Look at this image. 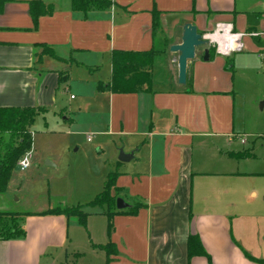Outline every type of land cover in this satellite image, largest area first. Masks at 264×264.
I'll return each mask as SVG.
<instances>
[{"label": "crops", "instance_id": "obj_1", "mask_svg": "<svg viewBox=\"0 0 264 264\" xmlns=\"http://www.w3.org/2000/svg\"><path fill=\"white\" fill-rule=\"evenodd\" d=\"M29 1L0 4V106L64 111L72 67H82L74 76L83 83L75 110L88 117L63 119L109 136L117 195L143 204L134 214L111 215L109 234L104 207L88 212V238L78 253L90 251L95 264H264V131L258 129L264 120L244 98L251 87L249 96L262 100L264 110V0H112L86 14L72 10L69 0H41L52 11L35 20ZM152 12H158L154 31ZM186 21L201 34L229 23L243 34V49L203 60L208 45L199 47L187 62L185 84H178L177 53L168 48L180 42ZM164 39L149 90L96 89L111 79L112 50L144 51ZM41 45L53 54H40ZM162 63L165 80L157 70ZM119 148L133 157L118 161ZM71 219L23 215L24 235L0 240V264H53V253L67 254L70 225H80ZM190 234L207 257H188ZM107 242L115 247L108 263L93 246Z\"/></svg>", "mask_w": 264, "mask_h": 264}, {"label": "rangeland", "instance_id": "obj_2", "mask_svg": "<svg viewBox=\"0 0 264 264\" xmlns=\"http://www.w3.org/2000/svg\"><path fill=\"white\" fill-rule=\"evenodd\" d=\"M164 40L155 43V48H160ZM75 66L72 67L73 74L70 73L73 79L68 80L70 88L66 90L65 98L62 97L64 111H60L58 107L50 109L43 115L38 114L30 124L29 166L23 171L16 167L11 171L6 188L8 195L0 193V212L5 214L48 212L65 205L85 204L102 189L107 173L113 170L109 152L111 144L113 150L116 146L109 136L94 133L98 131L96 128L75 127L73 121L63 119L69 115L83 122L88 117L86 112L79 113L75 110V104L79 101L77 89L83 86L82 81H76L78 79L74 78L75 75L82 73L80 71L82 67ZM157 70L158 75L165 80L167 78L165 63L160 64ZM104 71L105 66L102 65L96 72L102 74ZM245 83L253 85L250 81ZM248 92H251V87L245 91L244 98L250 100L245 106L250 107L249 110H253L254 114L262 115L261 119L264 120V110L261 111L262 107L260 108L262 100L251 98ZM69 95L75 99H69ZM258 129L264 131V123L259 125ZM249 136L251 135L244 138L250 139ZM105 144L106 147L99 150L98 147ZM98 208L100 206H85L82 209L85 212H93ZM90 218L96 220V217H89L88 220ZM9 222L10 218H4L0 227H9ZM19 223L24 226L23 220ZM94 226H97V221H94ZM69 229L71 241L67 254L64 251L58 255L52 252L53 264H95L90 251L78 253V249L84 247L88 238L86 229L82 225H70ZM75 230H78V233H75ZM49 259L50 255L47 254L46 260Z\"/></svg>", "mask_w": 264, "mask_h": 264}, {"label": "trees", "instance_id": "obj_3", "mask_svg": "<svg viewBox=\"0 0 264 264\" xmlns=\"http://www.w3.org/2000/svg\"><path fill=\"white\" fill-rule=\"evenodd\" d=\"M10 0H0V4ZM70 8L72 10L80 11L86 14L91 10H103L109 7L112 0H69ZM52 11L50 4H45L41 0L29 1V13L33 20L40 15L49 14ZM158 12H152V27L153 31L158 27ZM250 16H257V14L247 13ZM165 42V40H164ZM163 42V43H164ZM165 44V43H164ZM40 54H53L51 48L41 45ZM48 48V49H47ZM160 48L151 47L144 51L122 50L114 49L110 54L111 63V79L107 83L99 81L96 85L97 90L107 89L111 92H136L139 90H149L151 83V70L153 58L156 53L160 52ZM208 56L213 55V48L207 47ZM45 111L43 107L36 106H0V193H4L7 188V182L11 171L15 168L16 162L26 151L31 144V131L29 126L34 118ZM117 173L110 171L107 173L106 179L103 183L102 189L88 200L85 204H78L72 206H63L48 212L49 214L62 215L66 219L75 218V221L84 226L88 212L82 208L85 206H100L104 207V214L107 216V233L112 230L110 221L111 215L115 213H130L134 214L136 210L142 206L141 202L130 204V207L125 209H116L115 198L117 195V187L115 185ZM29 213V212H28ZM27 213H2L0 212V226L4 218H10L9 227L1 228L0 240L14 239L22 237L25 233L23 226L19 223L21 217ZM7 215V217H5ZM105 251L106 263L110 260V255L115 252V247L111 242L105 244H93ZM187 255H200L207 257V253L201 246L197 235L190 234L187 239ZM251 260H256L254 257L246 254Z\"/></svg>", "mask_w": 264, "mask_h": 264}, {"label": "water", "instance_id": "obj_4", "mask_svg": "<svg viewBox=\"0 0 264 264\" xmlns=\"http://www.w3.org/2000/svg\"><path fill=\"white\" fill-rule=\"evenodd\" d=\"M208 40L202 37V34L199 33L192 23L189 21L183 22L181 28L180 42L169 45V50L177 53V83L185 84L186 81V67L187 62L195 56V50L199 47L206 46ZM207 48L203 51V60H208ZM260 103V108L262 107ZM133 157V151L123 152L122 148L118 149L117 160L120 162H127ZM1 204V199H0ZM115 207L116 209H125L130 207V204L125 202L123 198L117 196L115 198Z\"/></svg>", "mask_w": 264, "mask_h": 264}, {"label": "built area", "instance_id": "obj_5", "mask_svg": "<svg viewBox=\"0 0 264 264\" xmlns=\"http://www.w3.org/2000/svg\"><path fill=\"white\" fill-rule=\"evenodd\" d=\"M220 25V27H217ZM227 25L229 23L225 22H219L215 24L214 28L211 31H208L206 33L202 34V37L206 40H208V46L212 47L214 50V53L220 54V52H227L229 55L231 52H236V51H241L243 49V44L241 41V36L239 37L238 40H235V44L238 45L235 50H232L231 48V34L233 33H239V32H234L232 31V28L229 30L227 28ZM206 34H212L210 37H206ZM219 49V51H218ZM221 55V54H220ZM241 142H244V138H239ZM24 161L25 163H21ZM29 166V153L26 151L21 157L16 162L15 167L18 168L19 170L23 171L27 169Z\"/></svg>", "mask_w": 264, "mask_h": 264}, {"label": "clouds", "instance_id": "obj_6", "mask_svg": "<svg viewBox=\"0 0 264 264\" xmlns=\"http://www.w3.org/2000/svg\"><path fill=\"white\" fill-rule=\"evenodd\" d=\"M217 27H220V25H218ZM227 28L230 30L231 29V25L229 24V25H227ZM212 34H206V37H210ZM242 34L241 33H233V34H231V41H232V43H231V48H232V50H235L236 49V47H238V45L237 44H235V40H238L239 39V37L241 36ZM218 51H219V49H218ZM220 54L221 55H227L228 53L227 52H220ZM21 163H25L24 161H22Z\"/></svg>", "mask_w": 264, "mask_h": 264}]
</instances>
